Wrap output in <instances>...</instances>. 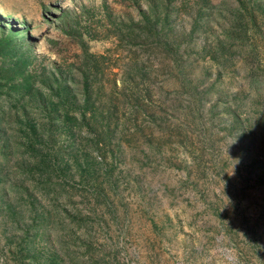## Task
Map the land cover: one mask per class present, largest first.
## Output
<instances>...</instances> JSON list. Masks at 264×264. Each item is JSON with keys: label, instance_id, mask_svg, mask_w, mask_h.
I'll return each instance as SVG.
<instances>
[{"label": "rangeland", "instance_id": "374dc122", "mask_svg": "<svg viewBox=\"0 0 264 264\" xmlns=\"http://www.w3.org/2000/svg\"><path fill=\"white\" fill-rule=\"evenodd\" d=\"M7 43L0 264H264V0H0ZM23 62L70 160L56 192L20 156L22 105L50 122L7 82Z\"/></svg>", "mask_w": 264, "mask_h": 264}, {"label": "trees", "instance_id": "16d2710c", "mask_svg": "<svg viewBox=\"0 0 264 264\" xmlns=\"http://www.w3.org/2000/svg\"><path fill=\"white\" fill-rule=\"evenodd\" d=\"M206 4H208L206 2ZM155 7V6H154ZM153 6L151 7V11L154 8ZM158 8V7H157ZM243 9H237L234 11V15L238 18L239 15L238 12ZM155 11V10H154ZM158 11V9H157ZM153 13V11H152ZM154 14V13H153ZM159 14V13H155ZM169 14H165V21L168 19ZM235 17V18H236ZM146 20V17H144ZM152 27V25H151ZM10 43L4 44L1 46L0 44V55L6 54L9 52L8 45ZM89 58V55L87 56ZM91 60V59H89ZM12 67H9V69H14ZM25 62H23V65L21 69L16 70L17 72V77H13L9 81H7L10 85V88L15 89L16 96H19L23 98L24 95L26 94H32V101H37L39 105L37 108H39L40 115L45 114L48 116V121L49 123H45L44 121H41L40 123H35L32 118L29 116V111L26 108L25 104L22 105V111L21 115L17 116L16 119H18L19 124H20V130L22 133L25 135L26 140L21 143L24 145V149L22 152H20V156L23 157L25 153H28L27 158L23 161L25 163V171L28 174V177H39L41 180L45 182L46 188L51 189L53 184L56 183V179H58L60 176H67L69 169H70V160H68L64 155L60 154V151H55L52 148H54V144L56 143V137L53 134H48L45 136L44 132L46 131V128L53 127L55 123L52 121L51 116L52 112L55 111L54 116L57 115L56 109L54 110L53 107L49 109L48 103L44 101V95H43V90L38 88H35V83L30 82L28 74H26L25 71ZM61 77V82L58 84L57 89L62 93L67 92L70 95V88L71 86H74L75 84V79L73 77L72 72L68 69L66 71L58 69L57 71ZM66 73V76L64 74ZM26 74V75H25ZM20 79H16V78ZM7 82L5 84H7ZM42 84L47 86L49 89H51L53 83L57 82V79L52 77L44 78L42 81ZM87 87V85H86ZM31 101V102H32ZM46 116V117H47ZM16 121V120H15ZM46 121V120H45ZM72 122L70 119H68L65 115L62 121H60L61 126L66 129H71L73 125L70 124ZM22 147V146H21ZM45 150V152L43 151ZM17 151H15L16 153ZM13 155L11 151H5L3 155L8 158L9 155ZM76 155H70V159L73 158V163L75 164L76 172L80 173V175L86 177L88 176L89 179L92 182L99 181L98 179V171L96 170V165L90 164L87 159H77L75 157ZM34 178V180H36ZM37 182L34 181V183ZM54 191L55 189L52 188ZM56 192V191H54ZM58 194V193H56ZM58 196V195H57Z\"/></svg>", "mask_w": 264, "mask_h": 264}]
</instances>
